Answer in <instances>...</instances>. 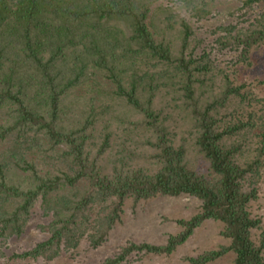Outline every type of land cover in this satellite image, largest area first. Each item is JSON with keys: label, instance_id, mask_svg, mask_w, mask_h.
Masks as SVG:
<instances>
[{"label": "trees", "instance_id": "obj_1", "mask_svg": "<svg viewBox=\"0 0 264 264\" xmlns=\"http://www.w3.org/2000/svg\"><path fill=\"white\" fill-rule=\"evenodd\" d=\"M256 1L262 0L245 3ZM205 5L203 0L196 16L209 13ZM152 20L144 0H0V232L21 235L39 203L51 217L42 227L48 239L18 258L51 261L77 250L85 237L98 248L122 220L128 199L138 204L189 194L204 201L195 221L214 218L228 225L237 264H264L237 211L239 148L229 143L237 128L216 127L214 105L206 108L202 101L209 93L214 97L213 89L197 93L205 85L202 77L215 82L223 70L211 64L206 50L198 55V48H189L188 21L177 50L158 39ZM257 22L264 27V13ZM249 39L239 41L246 61L254 42ZM224 79L226 95L241 97L229 76ZM159 97L172 98L167 104L189 123L188 139L178 147V134L170 132L174 117L165 116ZM115 126L125 131V142ZM13 136L16 145L2 148ZM94 138L101 141L95 143L98 156L109 152L112 174L99 170L100 157L91 159ZM189 139L221 177L217 183L204 182L188 167ZM188 234L167 246L130 244L104 264H121L135 250L169 253Z\"/></svg>", "mask_w": 264, "mask_h": 264}, {"label": "rangeland", "instance_id": "obj_2", "mask_svg": "<svg viewBox=\"0 0 264 264\" xmlns=\"http://www.w3.org/2000/svg\"><path fill=\"white\" fill-rule=\"evenodd\" d=\"M144 1L150 10L151 18L153 17L152 31L158 32L159 40L173 42L178 50L187 33L185 21L173 19L169 13V0ZM247 1L206 0L204 7L209 11L206 16L199 17L194 14L185 20L189 22L192 32L189 48H198V55L206 50L211 56V64L223 70L221 76L214 78L215 82L211 80V75L202 77L205 85L202 88L197 85V93L200 95L203 89H213L214 97L209 93L202 101H205L206 108L211 103L214 105L211 116L216 127L221 131L234 126L237 128L234 129L233 138L229 142L239 148L235 155V164L240 168V177L237 179V211L248 224L245 233L248 241L259 249L264 257V27L257 22L264 13V0L250 5L245 3ZM168 18L172 20L169 21ZM172 24L175 31L169 28ZM229 27H237V30L232 34L218 31L220 28ZM246 32L249 33L244 36ZM249 37V40L254 42L251 43L247 54L249 60L246 61L245 54L242 53L244 46H239V41ZM225 75L229 76L232 88H240L241 97L233 94L236 92L226 95L230 90L226 85ZM214 83L216 85L211 86ZM208 95L211 96L208 98ZM161 100L163 99L159 97L158 101ZM166 100H163L162 107L167 109L165 116L174 117L170 122V132L178 134V147L188 139L189 123L183 122L180 116L183 117L184 114L180 113L179 116L178 111L173 112V105L169 106ZM114 130L119 132L120 143L125 142L128 138L125 131L117 129L116 126ZM15 137H11L2 148L12 149L17 143ZM20 142H23V139H20ZM95 143L100 144L101 141L97 138L90 141L92 160L100 157V145ZM27 145L19 147L25 149ZM113 145V149L117 150L116 141ZM186 145L190 148L188 158L191 163L188 167L202 177L204 182L217 183L221 177L212 170L210 162L190 139ZM133 147H136V144ZM97 165L101 172L113 173L114 167L110 163L109 152L99 158ZM49 167L53 168L52 165ZM203 205V200L189 194L160 195L138 204H135L134 199H128L123 206L122 220L114 226L107 241L100 247L93 248L89 238L85 237L77 250L63 251L60 258L51 261L43 257L18 258V254L34 248L49 237V233L44 232L42 227L50 223L51 217L44 215L39 203L33 209L21 235L5 237L0 232V264H104L108 258L118 255L123 247L130 244L167 246L172 239H179L184 233L190 234L174 244V249L169 253L156 254L135 250L121 264H237V254L230 250L233 238L228 235V225L214 218L195 221L202 214ZM218 253L224 254L214 257Z\"/></svg>", "mask_w": 264, "mask_h": 264}, {"label": "clouds", "instance_id": "obj_3", "mask_svg": "<svg viewBox=\"0 0 264 264\" xmlns=\"http://www.w3.org/2000/svg\"><path fill=\"white\" fill-rule=\"evenodd\" d=\"M203 7V0H169V13L181 21L196 14ZM181 13H184L183 15Z\"/></svg>", "mask_w": 264, "mask_h": 264}]
</instances>
